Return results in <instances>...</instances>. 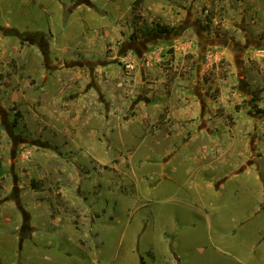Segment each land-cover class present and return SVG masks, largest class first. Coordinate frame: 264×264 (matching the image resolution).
<instances>
[{"label": "rangeland", "instance_id": "374dc122", "mask_svg": "<svg viewBox=\"0 0 264 264\" xmlns=\"http://www.w3.org/2000/svg\"><path fill=\"white\" fill-rule=\"evenodd\" d=\"M136 1L0 0V264H264V0Z\"/></svg>", "mask_w": 264, "mask_h": 264}, {"label": "trees", "instance_id": "16d2710c", "mask_svg": "<svg viewBox=\"0 0 264 264\" xmlns=\"http://www.w3.org/2000/svg\"><path fill=\"white\" fill-rule=\"evenodd\" d=\"M140 1L141 0H137L136 3H139ZM159 33L162 34V35L170 34L171 30L169 28L163 27V28H160Z\"/></svg>", "mask_w": 264, "mask_h": 264}]
</instances>
